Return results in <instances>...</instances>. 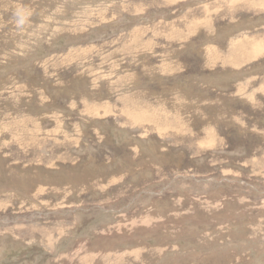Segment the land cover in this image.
<instances>
[{"label":"rangeland","instance_id":"obj_1","mask_svg":"<svg viewBox=\"0 0 264 264\" xmlns=\"http://www.w3.org/2000/svg\"><path fill=\"white\" fill-rule=\"evenodd\" d=\"M0 264H264V0H0Z\"/></svg>","mask_w":264,"mask_h":264},{"label":"clouds","instance_id":"obj_2","mask_svg":"<svg viewBox=\"0 0 264 264\" xmlns=\"http://www.w3.org/2000/svg\"><path fill=\"white\" fill-rule=\"evenodd\" d=\"M13 16H14L16 27L18 29H23L26 26V24L28 23V20L31 16V13L28 12L27 9L18 8L14 12Z\"/></svg>","mask_w":264,"mask_h":264},{"label":"bare ground","instance_id":"obj_3","mask_svg":"<svg viewBox=\"0 0 264 264\" xmlns=\"http://www.w3.org/2000/svg\"><path fill=\"white\" fill-rule=\"evenodd\" d=\"M263 75V74H262ZM200 84V83H199ZM227 85V84H226ZM24 99V98H23ZM235 101V100H234ZM4 105V104H3ZM23 105V104H22ZM229 105V104H228ZM15 113V112H14ZM35 117V116H34ZM79 124V123H78ZM60 138V137H59Z\"/></svg>","mask_w":264,"mask_h":264}]
</instances>
